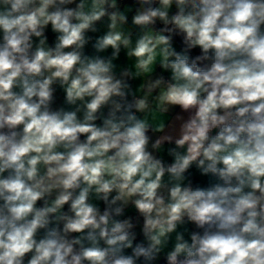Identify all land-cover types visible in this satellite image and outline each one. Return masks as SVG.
<instances>
[{
  "label": "clouds",
  "instance_id": "1",
  "mask_svg": "<svg viewBox=\"0 0 264 264\" xmlns=\"http://www.w3.org/2000/svg\"><path fill=\"white\" fill-rule=\"evenodd\" d=\"M161 262L264 264V0H0V264Z\"/></svg>",
  "mask_w": 264,
  "mask_h": 264
},
{
  "label": "crops",
  "instance_id": "2",
  "mask_svg": "<svg viewBox=\"0 0 264 264\" xmlns=\"http://www.w3.org/2000/svg\"><path fill=\"white\" fill-rule=\"evenodd\" d=\"M118 3H120V5H121V9H122V10L127 11L128 15H129V21H130V19H131V15H132V13L134 12V9H135L136 5H135V4H131V3H124L122 0H118ZM102 30H103V28H102ZM49 39H50V41L53 39V36H52V34L50 33V31H49ZM174 47H175L178 51L181 50V48L179 47V45H178L177 43H175V42H174ZM89 51H91V49H89ZM125 63H126L125 58H124V56L122 55L121 58H120V61H118V64L123 65V64H125ZM159 71H160V70L157 69V72H159ZM163 74L168 75V73H163ZM139 83H140L139 80L132 81V86H133V88H136V87L139 85ZM62 104H63V93H62L61 90H58V91H57V96H56V105H57V106H60V105H62ZM175 111L178 112L179 109H176ZM168 119H171V117H169ZM154 138H155V137H154ZM167 147H169V145H165V149H166ZM165 158H167V157L165 156ZM192 178L194 179V182H195V183H199V184H201V185H205V184L207 183V178L200 176L199 173H198L195 169L192 170ZM97 203L99 204V206L101 207V209H103V207H104L103 203H102V202H97ZM125 215H126V216H134V217L136 216L134 209H131V208L126 209V213H125ZM189 228L191 229L192 226L189 225ZM136 231H137V232L140 231L139 227L136 229ZM129 251H130V250H129Z\"/></svg>",
  "mask_w": 264,
  "mask_h": 264
},
{
  "label": "trees",
  "instance_id": "3",
  "mask_svg": "<svg viewBox=\"0 0 264 264\" xmlns=\"http://www.w3.org/2000/svg\"><path fill=\"white\" fill-rule=\"evenodd\" d=\"M122 1L124 3H131V4H135L136 5V0H122ZM159 26L160 25H158V27ZM174 42L177 43L179 45V47L181 48V41H180L179 38H176ZM198 51H199L198 49L197 50H194L193 55L198 54ZM161 264H162V262H161Z\"/></svg>",
  "mask_w": 264,
  "mask_h": 264
},
{
  "label": "built area",
  "instance_id": "4",
  "mask_svg": "<svg viewBox=\"0 0 264 264\" xmlns=\"http://www.w3.org/2000/svg\"><path fill=\"white\" fill-rule=\"evenodd\" d=\"M165 76H167L166 74H164ZM194 180V179H193Z\"/></svg>",
  "mask_w": 264,
  "mask_h": 264
}]
</instances>
